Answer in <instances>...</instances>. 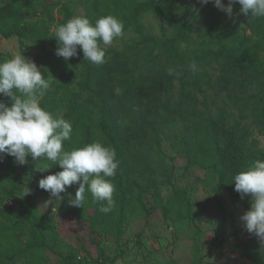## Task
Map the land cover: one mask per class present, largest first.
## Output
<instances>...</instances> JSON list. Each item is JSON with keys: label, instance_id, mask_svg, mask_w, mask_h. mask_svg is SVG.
<instances>
[{"label": "trees", "instance_id": "16d2710c", "mask_svg": "<svg viewBox=\"0 0 264 264\" xmlns=\"http://www.w3.org/2000/svg\"><path fill=\"white\" fill-rule=\"evenodd\" d=\"M79 6L93 23L108 14L123 21V36L113 42L123 43L108 47L103 64L85 59L79 46L68 61L55 54L56 26L78 15ZM148 16L162 21L160 33L146 22ZM0 37L40 47L33 61L50 82L40 106L72 125L64 151L97 140L116 151L117 174L109 178L115 185L112 210L101 213L106 202L94 201L86 191L83 206L68 201L67 213L85 216L114 242L125 236L133 218L157 209L175 228L197 224L191 189L173 182L180 157L187 168L205 171L223 214L216 236L225 241L224 194L233 205L231 214L239 203L247 211L251 196L241 198L233 177L264 160V147L254 136L255 129L264 134V17L248 18L236 3L230 18L200 0H0ZM7 59L0 53V62ZM192 61L199 69L195 74L188 67ZM169 67L179 76L169 75ZM27 160L24 165L9 155L0 160V264H49L48 250L63 264H81L85 258L78 255L75 261V255L89 254L88 249L74 248L51 232L35 203L46 192L39 180L59 172V161L30 155ZM45 166L50 168L40 171ZM233 251L264 264V251L249 242ZM107 261L113 258L103 250L93 259Z\"/></svg>", "mask_w": 264, "mask_h": 264}, {"label": "clouds", "instance_id": "9594fccd", "mask_svg": "<svg viewBox=\"0 0 264 264\" xmlns=\"http://www.w3.org/2000/svg\"><path fill=\"white\" fill-rule=\"evenodd\" d=\"M210 2L230 18L236 3L246 17H264V0H228L227 4L223 0H200L201 4ZM123 33V21L112 14L101 16L94 23L87 16L74 15L56 26L54 37L58 47L55 54L68 61L78 55L79 46L85 59L100 65L105 62L108 47ZM188 67L193 74L199 71L195 61ZM167 72L169 75L180 74L172 67ZM49 88L50 82L42 76L40 67L23 54L0 62V96L11 99L10 103L0 99V160L9 155L14 157L15 163L24 165L30 155L33 160L44 157L53 162L59 161L57 164L63 170L41 178L39 187L49 192L50 197L60 200V194L67 187L78 183L75 196L70 198L69 203L83 206L87 191L94 201L106 202V205L101 203L99 211L108 213L114 207L115 185L109 178L117 174L119 161L116 151L98 140L64 151L63 142L71 138L72 125L62 116H54L40 106V100ZM49 168L45 166L40 171ZM233 181L235 191L242 199L251 196V207L241 215L240 220L245 230L264 245V160L253 161L245 170L234 175ZM46 202L49 204L52 200Z\"/></svg>", "mask_w": 264, "mask_h": 264}, {"label": "rangeland", "instance_id": "374dc122", "mask_svg": "<svg viewBox=\"0 0 264 264\" xmlns=\"http://www.w3.org/2000/svg\"><path fill=\"white\" fill-rule=\"evenodd\" d=\"M77 13L83 15L84 8L77 7ZM146 22L151 25L153 31L161 32L162 21L159 18L148 16ZM128 37L129 35L125 38ZM122 43L113 45L119 47ZM39 49V46L28 40L0 37V53H5L10 58L23 54L33 60ZM254 136L264 147V134L255 129ZM164 148L168 153H173L168 142H164ZM176 166L173 182L178 187L191 189L197 224L175 228L172 224L165 223L161 210L157 209L150 216L139 214L133 218L126 226L125 236L120 242H114L104 237L100 230L93 229L85 216L64 210L65 204L74 197L78 183L67 187L66 191L60 194V200L50 197L47 191L38 194L35 198L37 210L43 215L51 232H58L64 242L74 248L80 249L81 245H84L88 249L89 254L80 251L75 255V261L78 255H81L83 260L85 258L81 264H94L93 259L100 255L101 250L109 258H113V261H107L105 264H196L197 261H200V264H260L233 251V246L241 242H249L264 251V245L259 238L248 233L240 220L246 211L244 204L239 203L231 214L233 205L228 194H224L223 203L227 213L221 232L226 234L227 238L223 242L219 241L216 231L223 214L213 198L212 186L205 180V171L197 166L187 168L186 162L180 157ZM62 170L61 168L60 171ZM49 199L52 203L48 204L46 201ZM9 204L16 206L13 202ZM50 239L52 240V235ZM196 242L200 246L199 254L196 251ZM47 253L50 257L49 264H63L59 255L50 250Z\"/></svg>", "mask_w": 264, "mask_h": 264}]
</instances>
